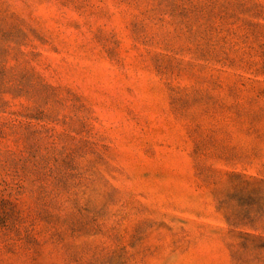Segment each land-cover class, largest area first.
Returning a JSON list of instances; mask_svg holds the SVG:
<instances>
[{
	"label": "rangeland",
	"instance_id": "1",
	"mask_svg": "<svg viewBox=\"0 0 264 264\" xmlns=\"http://www.w3.org/2000/svg\"><path fill=\"white\" fill-rule=\"evenodd\" d=\"M0 264H264V0H0Z\"/></svg>",
	"mask_w": 264,
	"mask_h": 264
}]
</instances>
